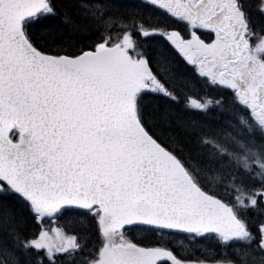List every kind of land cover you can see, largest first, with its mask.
I'll use <instances>...</instances> for the list:
<instances>
[{
	"label": "snow or ice",
	"instance_id": "snow-or-ice-1",
	"mask_svg": "<svg viewBox=\"0 0 264 264\" xmlns=\"http://www.w3.org/2000/svg\"><path fill=\"white\" fill-rule=\"evenodd\" d=\"M0 264H264V0H0Z\"/></svg>",
	"mask_w": 264,
	"mask_h": 264
},
{
	"label": "trees",
	"instance_id": "trees-1",
	"mask_svg": "<svg viewBox=\"0 0 264 264\" xmlns=\"http://www.w3.org/2000/svg\"><path fill=\"white\" fill-rule=\"evenodd\" d=\"M48 222H46V224H47Z\"/></svg>",
	"mask_w": 264,
	"mask_h": 264
}]
</instances>
